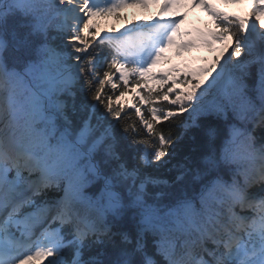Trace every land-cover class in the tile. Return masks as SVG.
<instances>
[{
	"label": "snow or ice",
	"instance_id": "1",
	"mask_svg": "<svg viewBox=\"0 0 264 264\" xmlns=\"http://www.w3.org/2000/svg\"><path fill=\"white\" fill-rule=\"evenodd\" d=\"M219 2L0 0V264H264V0Z\"/></svg>",
	"mask_w": 264,
	"mask_h": 264
},
{
	"label": "trees",
	"instance_id": "2",
	"mask_svg": "<svg viewBox=\"0 0 264 264\" xmlns=\"http://www.w3.org/2000/svg\"><path fill=\"white\" fill-rule=\"evenodd\" d=\"M243 11H244V9H243ZM120 17H121L120 19L108 18L107 20L101 21V27L102 26H106L107 27L108 25L109 26L111 25V27H113L114 25H117L116 29H123L124 26L129 25L131 22L138 21L137 17L135 15L132 17L127 9L120 13ZM196 62H198V61L196 59H194L187 67L188 68H192V66ZM176 88L177 89H181V88H185V86L184 85H180L179 87H176ZM125 100H126V97H125ZM157 103H165V102L159 101Z\"/></svg>",
	"mask_w": 264,
	"mask_h": 264
},
{
	"label": "rangeland",
	"instance_id": "3",
	"mask_svg": "<svg viewBox=\"0 0 264 264\" xmlns=\"http://www.w3.org/2000/svg\"><path fill=\"white\" fill-rule=\"evenodd\" d=\"M237 8H238V6H232V7L229 8V10H226V12H228V13H236L237 12L236 11ZM129 11L135 13L136 15H138L139 18H142V17L146 16V14H147V11L145 9H140V8H130ZM109 28H117V25H114L113 27H111V25L110 26L108 25L107 27L106 26H102V29H104V30H107ZM219 48H220V45L216 46V51L214 52V54H209V53L208 54H204L205 55L204 57L207 58V59H211L214 55H218L219 54V52H218ZM175 65H177V66L179 65L178 61L175 63ZM125 101L128 104L130 102L132 103L133 102L132 96L128 95Z\"/></svg>",
	"mask_w": 264,
	"mask_h": 264
}]
</instances>
